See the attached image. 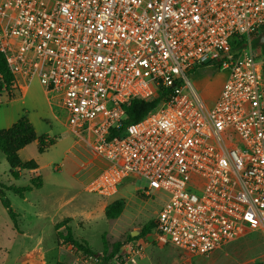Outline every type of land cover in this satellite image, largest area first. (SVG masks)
Wrapping results in <instances>:
<instances>
[{
    "label": "built area",
    "instance_id": "obj_1",
    "mask_svg": "<svg viewBox=\"0 0 264 264\" xmlns=\"http://www.w3.org/2000/svg\"><path fill=\"white\" fill-rule=\"evenodd\" d=\"M263 33L264 0H0L10 70L55 93L103 161L85 190L147 180L143 196L167 199L146 239L191 258L264 231ZM212 62L228 77L208 104L190 74ZM158 93L124 126L127 103Z\"/></svg>",
    "mask_w": 264,
    "mask_h": 264
},
{
    "label": "rangeland",
    "instance_id": "obj_2",
    "mask_svg": "<svg viewBox=\"0 0 264 264\" xmlns=\"http://www.w3.org/2000/svg\"><path fill=\"white\" fill-rule=\"evenodd\" d=\"M228 72L212 62L197 67L190 74L192 82L208 104L219 96ZM21 87H26L24 91ZM197 83L199 85H197ZM27 116L38 136L48 135L57 142L45 153L38 152V141L20 152L22 161L35 160L44 185L27 192L25 198L6 191L0 194V264H83L88 255L71 246L57 244L55 225L71 219L69 225L78 240H86L89 248L102 255L103 237L109 246L123 242L109 264H264V231L246 229L238 239L214 251L209 256L190 257L169 246H159L146 237L130 239L154 221L166 203V194L154 192L142 196L148 186L145 179L130 177L116 195L104 198L85 190L87 184L102 169L103 161L71 131L65 110L54 93H47L34 75L23 80L17 76L13 97L0 93V130L8 129L22 116ZM34 171H22L20 179L11 175V167L0 152V190L3 185L26 186ZM8 199L16 214L14 221L3 200ZM122 200L125 203L117 219H108L105 208ZM64 230V228H62ZM65 231V230H64ZM96 264V263H93Z\"/></svg>",
    "mask_w": 264,
    "mask_h": 264
},
{
    "label": "trees",
    "instance_id": "obj_3",
    "mask_svg": "<svg viewBox=\"0 0 264 264\" xmlns=\"http://www.w3.org/2000/svg\"><path fill=\"white\" fill-rule=\"evenodd\" d=\"M256 47H260L259 40L255 42ZM264 54V46H261ZM16 75L10 70L5 54L0 52V93L6 91L9 98L13 97L15 90ZM164 94L158 93V96L149 99H134L127 103L125 107L126 120L124 126L136 123L147 115L151 110L157 107L164 100ZM38 141V152L40 154L45 153L50 147L54 146L57 142L56 138H51L44 134L38 136L34 125L30 119L25 115L22 116L14 125L8 129L0 130V152H2L8 164L11 167V175L15 180L20 179L22 171H34L37 173L36 176L32 177L30 184L26 186L3 185L0 190V194L4 197L5 192H12L21 198H25L27 192H32L35 189L43 187V178L39 173V165L35 160L24 162L20 158V151L27 146ZM143 196V195H142ZM4 206L8 209L11 218L16 221V214L11 207V203L8 199L3 200ZM125 203L122 200L115 201L105 208V214L108 219H117L124 210ZM71 219L65 218L61 222L55 225L57 234V244L59 246L66 245L71 246L79 252H82L88 256H99L102 259L103 264H109V262L116 257L121 247L124 246L123 242H116L113 244V249L109 252V246L103 237V254L99 255L89 248L86 240H78L73 234V230L70 227ZM155 220L146 224L140 236L132 237L130 239H136L138 237H146L147 235L154 232ZM64 228L65 231H60ZM52 264H66L57 261Z\"/></svg>",
    "mask_w": 264,
    "mask_h": 264
},
{
    "label": "water",
    "instance_id": "obj_4",
    "mask_svg": "<svg viewBox=\"0 0 264 264\" xmlns=\"http://www.w3.org/2000/svg\"><path fill=\"white\" fill-rule=\"evenodd\" d=\"M260 45H261V46H264V33H263V35H262V37H261ZM131 235H132V237H136V236L138 235V232H132Z\"/></svg>",
    "mask_w": 264,
    "mask_h": 264
},
{
    "label": "crops",
    "instance_id": "obj_5",
    "mask_svg": "<svg viewBox=\"0 0 264 264\" xmlns=\"http://www.w3.org/2000/svg\"><path fill=\"white\" fill-rule=\"evenodd\" d=\"M22 79H23V78H22ZM23 80H24V79H23ZM16 82H17V77H16ZM15 85H16V83H15ZM18 85H19L20 88L23 87V86L21 87V84H19V81H18ZM197 85H199V84L197 83ZM22 89L25 91V90H26V87H23ZM46 92H47L48 94H49V93H52V92H48V91H46ZM55 96H56V94L54 93V97H55ZM20 152H21V151H20ZM67 218H69V217H67ZM63 220H64V219H63ZM57 223H58V222H57ZM57 223H56V224H57ZM70 227H71V226H70ZM60 231L63 232L64 230L61 229ZM45 264H47V263H45Z\"/></svg>",
    "mask_w": 264,
    "mask_h": 264
}]
</instances>
